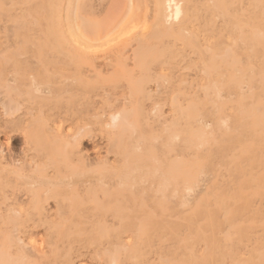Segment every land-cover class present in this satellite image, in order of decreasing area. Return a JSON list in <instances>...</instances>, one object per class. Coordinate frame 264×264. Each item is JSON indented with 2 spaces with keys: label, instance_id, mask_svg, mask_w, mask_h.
Masks as SVG:
<instances>
[{
  "label": "rangeland",
  "instance_id": "1",
  "mask_svg": "<svg viewBox=\"0 0 264 264\" xmlns=\"http://www.w3.org/2000/svg\"><path fill=\"white\" fill-rule=\"evenodd\" d=\"M215 1L187 0L194 16L186 38L158 34L156 0H118V10L115 0H0V252L14 260L20 255L24 264H161L160 256L171 250L185 254L186 235L212 237L217 231L226 264L262 261L264 0H223L228 15L215 10ZM114 5L118 16L108 18ZM89 22L99 24L97 33L85 32L82 26ZM76 30L88 33L86 47ZM254 32L262 41L252 39ZM124 112L130 117L126 131L108 127L112 116ZM201 127L205 143L194 135ZM149 154L158 163L147 164L159 171L142 182L146 172L132 170ZM196 162L194 192L173 180L160 188L173 165ZM129 174L131 187L123 186ZM99 177L106 179L109 197L97 184ZM37 194L47 200L39 208ZM121 220L153 224L156 232L142 257H125L136 234H120ZM97 223L106 225L100 234ZM204 244L196 241L198 257L207 252Z\"/></svg>",
  "mask_w": 264,
  "mask_h": 264
},
{
  "label": "bare ground",
  "instance_id": "2",
  "mask_svg": "<svg viewBox=\"0 0 264 264\" xmlns=\"http://www.w3.org/2000/svg\"><path fill=\"white\" fill-rule=\"evenodd\" d=\"M15 1V0H14ZM116 1H117V3H116ZM121 2L120 3H122V0H120ZM129 1V0H128ZM67 2V1H66ZM70 2V4H71V1H69ZM226 1H223V0H217V1H215L214 2V8H215V10L217 9V10H221V11H223V13L225 14V15H228V11H227V8H226V3H225ZM114 3V2H113ZM115 3H116V5H114V7H112V8H115V12H113V13H111V15L108 17V18H112V15H114V13H115V15H116V17L118 16L116 13H117V11H116V7H117V10H118V7H120V4L118 3V0H115ZM129 3V2H128ZM187 0H156V2H155V13H154V21H155V26H156V29L158 30V34H161V35H163V36H174V37H181V36H183V37H186V38H188L187 36H188V25L191 23V21H192V18H193V16H194V14H193V12L188 8V6H187ZM77 4V3H76ZM122 5V4H121ZM42 6V5H41ZM67 5H65V9L67 8L66 7ZM75 6V5H74ZM77 6V5H76ZM116 6V7H115ZM123 6V5H122ZM121 6V7H122ZM128 6V5H127ZM131 6V5H130ZM69 7H71V6H69ZM75 8V7H74ZM72 9L71 8V10H75V9ZM111 8V7H110ZM213 8V9H214ZM122 9V8H121ZM120 9V10H121ZM136 9V8H135ZM109 10H111V9H109ZM113 10V9H112ZM119 10V11H120ZM127 10V9H126ZM128 10H129V7H128ZM130 10H132V9H130ZM137 10V9H136ZM133 11V10H132ZM23 12V11H22ZM71 12H73V11H71ZM110 12V11H109ZM18 13H19V11H18ZM21 13V12H20ZM24 13V12H23ZM49 13V12H48ZM73 13H75V11L73 12ZM135 13H136V11H135ZM134 12H132V14H131V16H130V23H135L134 21L136 20V17H137V15L135 14ZM67 14H69V11H68V13ZM128 14H130V13H128L127 12V15ZM37 15V14H36ZM126 15V16H127ZM13 16V15H12ZM68 16H73V15H68ZM126 16H124V17H126ZM49 17V16H48ZM114 17V16H113ZM12 18V17H11ZM17 18V17H16ZM66 18V21H67V17H65ZM75 18V17H74ZM74 18H72V21H73V19ZM108 18H106L105 20L107 21L108 20ZM128 18H129V15H128ZM68 19H69V17H68ZM84 19V18H83ZM150 19V18H149ZM69 20H71V19H69ZM80 20H81V18H80ZM111 20V19H110ZM113 20V19H112ZM114 20H116V18H114ZM142 20H144V19H142ZM222 20V19H221ZM65 21V22H66ZM84 21V20H83ZM87 21H89V20H87ZM104 21V20H103ZM70 22V21H69ZM73 22H75V21H73ZM144 22V21H143ZM196 22V21H195ZM67 23V22H66ZM111 22H109V25H111L110 24ZM74 24V23H73ZM73 24L71 25V26H73ZM85 24H87V22H84L83 23V25H85ZM101 24V23H100ZM102 24H103V22H102ZM107 24V23H106ZM35 25V24H34ZM66 25H69L68 23L66 24ZM94 23L92 24V23H88V26L91 28V29H93V27H94V31H96L97 29L99 30V24L98 25H94ZM104 25H105V23H104ZM108 25V24H107ZM71 26H68V27H71ZM75 26V25H74ZM88 26L86 25V27L85 26H82L83 28H85V32H89V31H92L93 32V34H95V33H97V31L96 32H94L93 30H89L90 28H88ZM92 26V27H91ZM95 26H98L97 28H95ZM106 26V25H105ZM122 26V25H121ZM129 26V25H128ZM134 26V25H133ZM138 26V25H137ZM246 26V25H245ZM100 27L102 28L103 26L102 25H100ZM118 27V26H117ZM130 28H128V30H127V33H128V31L131 29V31H132V27L131 26H129ZM135 27H136V24H135ZM134 27V28H135ZM72 28V27H71ZM71 28H69V30L71 29ZM106 28V27H105ZM121 28V27H120ZM133 28V29H134ZM75 29V28H74ZM103 29V28H102ZM115 29H117V28H113L112 29V32L115 30ZM155 29V28H154ZM153 30V29H152ZM74 31V30H73ZM80 31H81V29H80ZM21 32V31H20ZM85 32H78L77 30H76V32L74 33L75 34V37L78 39V42H80V44L81 45H83V46H87L86 44L89 42V38H88V33L86 34ZM91 33V32H90ZM111 33V31L110 32H108L107 33V31H106V34H110ZM72 34H73V32H72ZM92 34V35H93ZM103 34V33H102ZM125 34V33H124ZM129 34V33H128ZM155 34V33H154ZM49 35V34H48ZM97 35V34H96ZM137 35V34H136ZM50 36V35H49ZM94 36V35H93ZM150 36V35H149ZM158 36L159 35H156L155 36V38L157 37L158 38ZM252 36H253V38L252 39H254V40H256V41H258V42H260V40L261 39H263L262 38V34L260 33H258V32H254L253 34H252ZM44 37V36H43ZM89 37H90V35H89ZM160 37V36H159ZM74 38V37H73ZM120 38V37H119ZM122 38V37H121ZM147 38V37H146ZM185 38V39H186ZM54 39V38H53ZM97 39V38H96ZM244 39V38H243ZM105 40H107V39H105ZM115 40V39H114ZM264 40V39H263ZM69 41V40H68ZM71 41V40H70ZM104 41V40H103ZM110 41V40H109ZM186 41V40H185ZM246 41V40H245ZM262 41V40H261ZM76 42V41H75ZM108 42V41H107ZM110 42H112L113 43V41H110ZM178 42V41H177ZM77 43V42H76ZM100 43V42H99ZM244 43H246V42H244ZM50 44V43H49ZM54 44H55V42H54ZM106 44V43H105ZM30 45V44H29ZM51 45V44H50ZM93 45V44H92ZM140 45V44H139ZM12 46V45H11ZM77 46V45H76ZM94 47H96V46H94ZM108 47V46H107ZM141 47V46H140ZM143 47V46H142ZM145 47V46H144ZM147 47V46H146ZM78 48H80V47H78ZM138 48V47H137ZM40 49V48H39ZM58 49V48H57ZM81 49V48H80ZM79 49V50H80ZM96 49V48H95ZM100 49H101V47H100ZM141 50H144V48L142 49V48H140ZM139 48H138V50H140ZM146 49V48H145ZM155 49V48H154ZM193 49V48H192ZM76 50H78V49H76ZM84 50V49H83ZM86 50H88V49H86ZM137 50V51H138ZM140 50V51H141ZM167 50V49H166ZM8 51V50H7ZM91 51H94V50H92L91 49ZM82 52V51H81ZM86 52V51H85ZM84 52V53H85ZM147 51H145L144 52V54H146V56L148 55L147 53H146ZM149 52H150V50H149ZM156 52V51H155ZM19 53V52H18ZM86 53H88V52H86ZM90 53V52H89ZM100 53V52H99ZM103 53V52H102ZM126 53V52H125ZM138 53V52H137ZM136 53V54H137ZM140 54H141V52H139ZM154 53V52H153ZM205 53V52H204ZM226 53V52H225ZM1 54V53H0ZM51 54V53H50ZM82 54V53H81ZM140 54H139V57H140ZM86 55V54H85ZM88 55V54H87ZM110 55V54H109ZM135 55V54H134ZM150 55V54H149ZM210 55V54H209ZM208 55V56H209ZM145 56V55H144ZM144 56H142V58L144 57ZM196 56V55H195ZM63 57V56H62ZM89 57V56H88ZM135 57V56H134ZM138 56H136V58H137ZM226 57V56H225ZM111 58V57H110ZM114 58V57H113ZM141 58V59H142ZM156 58H158V57H156ZM229 57H227V59H228ZM107 59V58H106ZM141 59H137V60H140V62H141ZM162 59V58H161ZM47 60V59H46ZM123 60H125V59H123ZM57 61V60H56ZM135 61L136 60H134V63H135ZM10 62V61H9ZM129 62V61H128ZM136 62H138V61H136ZM133 63V64H134ZM264 63V62H263ZM106 64V63H105ZM5 65V64H4ZM51 65V64H50ZM55 65H57V64H55ZM54 65V66H55ZM104 65V64H103ZM135 65H137V64H135ZM124 66H126V65H124ZM229 66H231V65H229ZM133 67V66H132ZM74 68V67H73ZM102 68V67H101ZM115 68V67H114ZM197 68H199V67H197ZM91 69V68H90ZM107 69V68H106ZM113 69V68H112ZM86 70V69H85ZM125 70H126V67H125ZM234 70H236V69H234ZM95 71V70H94ZM197 71V70H196ZM16 72V71H15ZM92 72V71H91ZM144 72V71H143ZM234 72V71H233ZM240 72V71H239ZM145 73V72H144ZM12 75V74H11ZM47 75V74H46ZM113 76V75H112ZM206 76V75H205ZM239 76V75H238ZM49 77V76H48ZM92 77V76H91ZM209 77V76H208ZM153 78V77H152ZM238 78V77H237ZM243 78H244V74H243V72H242V74L239 76V78H238V82H239V89L242 91V90H244L245 89V86H244V83L242 82L243 81ZM56 79V78H55ZM154 79V78H153ZM221 79V78H220ZM223 79V78H222ZM224 80V79H223ZM152 81V80H151ZM236 80H234V82H235ZM1 82V81H0ZM140 82H142V80L140 81ZM160 82V81H159ZM6 83V82H5ZM148 84H150L149 82H148ZM152 84V83H151ZM231 85V84H230ZM7 87V86H6ZM159 87V86H158ZM214 87H216V85H214ZM213 87V88H214ZM9 88V87H8ZM141 87L138 85V89H139V91L138 92H141L142 91V89H140ZM136 90V89H135ZM202 90V89H201ZM222 90V89H221ZM2 91V90H1ZM123 91V90H122ZM157 91V90H156ZM214 91V90H213ZM4 92V91H3ZM7 92H9V91H7ZM2 93V92H1ZM26 93V92H25ZM148 93V92H147ZM152 93H154V92H152ZM210 93V92H209ZM213 93V92H212ZM215 93H216V98L218 99H221V91H220V89H218L217 87L215 88ZM168 94V93H167ZM3 94H1L0 96H2ZM39 95V94H38ZM155 96V95H154ZM3 97H5V96H3ZM67 97H69V96H67ZM109 97H110V95H109ZM2 97H0V99H1ZM66 98V97H65ZM78 99H80V97H78ZM82 99V98H81ZM94 99V98H93ZM216 99V100H217ZM218 99V100H219ZM4 100V99H3ZM1 101V100H0ZM6 101V100H5ZM25 101V100H24ZM62 101H64V100H62ZM127 101V100H126ZM215 101V100H214ZM10 102H11V100H10ZM26 103H27V101H25ZM107 102V101H106ZM105 102V103H106ZM14 103V102H13ZM264 103V102H263ZM9 105V104H8ZM87 106H88V104H87ZM260 106V105H259ZM263 106V105H262ZM5 107H7L6 105H5ZM9 107V106H8ZM10 107H11V105H10ZM9 107V108H10ZM128 107V106H127ZM171 107V106H170ZM111 108V107H110ZM179 108V107H178ZM239 108V107H238ZM259 108V107H258ZM191 109V108H190ZM194 109V108H193ZM192 109V110H193ZM261 109V108H260ZM13 110V109H12ZM254 110H256V108L254 109ZM187 111V110H186ZM191 111V110H190ZM190 111H189V113H190ZM4 112H6V109L4 110ZM256 112V111H255ZM18 113V112H17ZM77 113V112H76ZM80 113V112H79ZM125 113H127V112H124L123 114L122 113H120V114H116V115H114V116H112L111 117V121H110V123L108 124V127H110L111 129H122V130H125V129H128V123H127V120L130 118H128L127 117V114H125ZM81 114V113H80ZM132 114V113H131ZM130 114V115H131ZM177 114V113H176ZM195 114V113H194ZM197 114V113H196ZM57 115V114H56ZM129 115V116H130ZM133 115V114H132ZM131 115V116H132ZM192 115H193V113H192ZM245 115V114H244ZM62 116V115H61ZM161 116V115H160ZM165 116V115H164ZM182 116V115H181ZM253 116V115H252ZM255 116V115H254ZM258 116V115H257ZM24 117V116H23ZM258 118H260V117H258ZM104 119V118H103ZM186 119V118H185ZM253 120V119H252ZM259 120V119H258ZM263 120V119H262ZM176 121V120H175ZM188 121V120H187ZM254 121V120H253ZM95 122V121H94ZM7 123V122H6ZM10 123V122H9ZM15 123H16V121H15ZM264 123V122H263ZM262 123V124H263ZM13 124H14V122H13ZM204 124V123H203ZM225 125L227 124V122L226 123H224ZM91 125V124H90ZM131 125H132V123H131ZM250 125V124H249ZM256 125V124H255ZM261 125V124H260ZM146 126V125H145ZM253 126H254V124H253ZM262 126V125H261ZM3 127V126H2ZM100 127V126H99ZM107 127V128H108ZM47 128V127H46ZM172 128V127H171ZM256 128V127H255ZM263 128V127H262ZM173 129V128H172ZM260 129V128H259ZM95 130V129H94ZM103 130V129H102ZM126 131V130H125ZM195 132H194V135H195V137L196 138H199L200 139V141H201V143H205V141H204V138H205V136H207L206 135V130H205V127H201V128H197L196 130H194ZM92 132V131H91ZM116 132V131H115ZM55 133V132H54ZM80 133V132H79ZM97 133V132H96ZM101 133V132H100ZM111 133H112V131H111ZM129 133V132H128ZM9 134V133H8ZM92 135H93V133H92ZM95 135V134H94ZM19 137V136H18ZM34 137V136H33ZM23 138V137H22ZM52 138V137H51ZM131 138V137H130ZM259 138V137H258ZM105 139V138H104ZM70 140V139H69ZM68 141V140H67ZM140 141H143V139L142 140H140ZM62 142V141H61ZM73 142V141H72ZM117 142V141H116ZM27 144V143H26ZM109 144V143H108ZM32 145V144H31ZM159 148V147H158ZM120 149V148H119ZM245 149V148H244ZM248 149V148H247ZM117 152H118V150H117ZM137 152V151H136ZM110 153V152H109ZM184 153H186V152H184ZM198 153V152H197ZM200 153V152H199ZM1 154V153H0ZM137 154V153H136ZM45 155V154H44ZM110 155V154H109ZM108 155V156H109ZM43 156V155H42ZM58 156H60V155H58ZM236 156V155H235ZM162 157V156H161ZM33 158H35V157H33ZM126 158V157H125ZM143 157L142 156H140V159H139V161L142 163L141 165H137L135 168H134V170H132V172L133 173H136V174H139L140 172H142V170H144L146 173H145V175L144 176H142L140 179H141V181L143 182V181H147V179H149V177H151V178H155V176H156V174L154 173V171H159V169L158 168H153V167H151V165H149V164H147V162L148 161H155L156 163H158L157 162V159L153 156V155H151V154H149L147 157H146V160H144V159H142ZM170 158V157H169ZM77 159V158H76ZM172 159V158H171ZM31 160V159H30ZM124 160V159H123ZM142 160V161H141ZM196 160V159H195ZM23 161H24V159H23ZM180 161V160H179ZM191 161H193V160H191ZM197 161V160H196ZM225 161V160H224ZM100 162V161H99ZM143 162H145V163H143ZM170 162V161H169ZM168 162V163H169ZM23 164V163H22ZM32 164H34V163H32ZM109 164V163H108ZM10 165V164H9ZM19 165V164H18ZM26 165V164H25ZM34 165H36V164H34ZM111 165V164H110ZM154 165V164H153ZM167 165V164H166ZM198 163L196 162V163H192L191 165H188L186 168L185 167H182V166H174L173 165V167H169L170 168V170L168 171V172H166L165 174H164V176H163V182L161 183V185H160V188L163 190V188L164 189H166V187L169 185V183L173 180V181H177V182H180L181 183V185L182 186H184V187H186V189L190 192V193H192V192H194V190H195V187L197 186V183H198V180H199V173H200V171H199V167H198ZM24 166V165H23ZM200 166V165H199ZM34 167V166H33ZM87 167V166H86ZM105 167V166H104ZM112 167V166H111ZM24 169V168H23ZM101 169H103V168H101ZM31 170V169H30ZM53 170V169H52ZM20 172L22 171V169L20 168V170H19ZM48 171V170H47ZM99 171V170H98ZM24 172V171H23ZM158 173V172H157ZM56 174V173H55ZM20 176V175H19ZM57 176V175H56ZM237 176V175H236ZM46 177V176H45ZM100 178V177H99ZM102 178V177H101ZM99 179V181H97V184L98 185H100L101 186V188L102 189H104V194L105 195H107L108 196V194L109 193H107V192H109L108 190H109V188H108V190L106 189L105 190V186L107 185V183H106V179L105 178H102V179ZM130 178H132V174H129V175H126V177H125V179H124V181H123V186H127L128 185V187H131L130 186V184H128V181L130 180ZM58 179V178H57ZM255 179V178H254ZM8 180V179H7ZM12 182H14V181H12ZM176 182V183H177ZM54 183V182H53ZM50 184V183H49ZM117 184V183H116ZM178 184V183H177ZM228 184V183H227ZM51 185V184H50ZM89 185H90V183H89ZM89 185L87 186V187H89ZM112 185V184H111ZM42 186V185H41ZM95 186V188H96V186L97 185H94ZM93 186V187H94ZM86 187V188H87ZM93 187H91L90 188V190L89 191H93V190H91V189H93ZM109 187V186H108ZM113 187V186H112ZM4 188V187H3ZM75 188H77V187H75ZM18 189V188H17ZM56 189V188H55ZM54 189V190H55ZM83 189V188H82ZM51 190V189H50ZM54 190H52L53 192H54ZM65 190V189H64ZM68 190V189H67ZM81 190V189H80ZM227 190H228V188H227ZM2 191V190H1ZM32 191V190H31ZM48 191V190H47ZM74 191V190H73ZM76 191V190H75ZM74 191V192H75ZM120 191V190H119ZM263 191V190H262ZM13 192V191H12ZM56 192V191H55ZM65 192H66V190H65ZM83 192V191H82ZM20 193V192H19ZM40 193V192H39ZM38 193V194H39ZM48 193V192H47ZM93 193H94V191H93ZM253 193V192H252ZM38 194L36 195V203H35V205H36V207H40V206H42V203L43 202H45V201H47V200H42V198L41 197H39L38 196ZM51 194V193H50ZM55 194L56 193H54V197H56L55 196ZM57 194H60L59 192H57ZM56 194V195H57ZM66 194V193H65ZM113 194V193H112ZM22 195V194H21ZM41 195V194H40ZM29 196V195H28ZM44 196V195H43ZM49 196H51V195H49ZM53 196V195H52ZM96 196V198L98 199V201H99V199H100V196L99 197H97L98 195H95ZM181 196V195H180ZM212 196V195H211ZM48 197V196H47ZM93 197V196H92ZM109 197V196H108ZM214 197V196H213ZM50 198V197H49ZM226 198V197H225ZM57 199V198H56ZM86 199H87V197H86ZM109 199V198H108ZM235 199V198H234ZM54 200V199H53ZM52 200V201H53ZM211 200V199H210ZM55 201V200H54ZM57 201V200H56ZM58 202H60V200L58 201ZM116 202V201H115ZM224 202V201H223ZM238 202V201H237ZM61 203V202H60ZM6 204V203H5ZM20 204V203H19ZM214 204V203H213ZM232 204V203H231ZM33 205H34V203H33ZM58 206H61V205H59V203L57 204ZM63 205V204H62ZM144 205V204H143ZM184 205L186 206L187 205V203L185 202L184 203ZM234 205V204H233ZM64 206V205H63ZM145 206V205H144ZM142 207V206H141ZM213 207V206H212ZM224 207V206H223ZM8 208V207H7ZM64 208V207H63ZM62 208V209H63ZM91 208V207H90ZM158 208V207H157ZM160 208V207H159ZM61 210V209H60ZM159 211L161 210V209H158ZM162 210L164 211V212H166V210H167V207H165V205L163 204L162 205ZM103 211V210H102ZM223 213V212H222ZM121 214V213H120ZM162 214V213H161ZM182 214V213H181ZM18 215V214H17ZM181 216V215H180ZM226 216H227V219L228 220H232L233 219V214L231 215V213L230 212H226ZM68 217V216H67ZM184 217V216H183ZM17 219V218H16ZM167 219V218H166ZM183 219V218H182ZM47 220V219H46ZM155 220V219H154ZM133 221H135V220H133ZM156 221V220H155ZM12 222V221H11ZM65 222V221H64ZM87 222V221H86ZM94 222V221H93ZM14 223V222H13ZM160 223H161V221H160ZM176 223V222H175ZM189 225L190 226H192V224H193V219H191L190 221H189ZM15 224V223H14ZM30 224V223H29ZM32 224V223H31ZM34 224H36V223H34ZM46 224H48V222L46 223ZM66 224V223H65ZM98 224V223H97ZM111 224H113V223H111ZM63 225V224H62ZM150 225V223L147 221V220H145L144 222H139V223H131V222H127V221H123V220H121V225H120V227H119V233L120 234H123V233H127V232H134L135 234H136V236H135V243H134V245H133V247H130L128 250V252L126 253V255H125V257L126 258H129V259H133V258H140V256L142 257L143 256V254H142V250H143V248L146 246V243L149 241V240H151L152 239V237H153V235H154V233L156 232V231H154V230H152L151 229V226L153 225L152 223H151V225ZM237 225V224H236ZM235 225V226H236ZM46 226V225H45ZM60 226V225H59ZM96 226V225H95ZM164 226H165V224H164ZM18 227V226H17ZM98 228H96V232H98L99 234L101 233V232H103L104 231V227L106 228V225L104 226V224H102V223H100V224H98V226H97ZM242 227V226H241ZM262 227V226H261ZM23 228V227H22ZM45 228V227H44ZM150 228V229H149ZM244 228V227H243ZM260 228V227H259ZM15 229V228H14ZM187 229V228H186ZM238 229V228H237ZM78 230V229H77ZM92 230V229H91ZM30 232V231H29ZM54 232V231H53ZM232 232V231H231ZM27 233V232H26ZM26 233H24V234H26ZM76 233H79L78 231L76 232ZM133 233V234H134ZM240 233V232H239ZM56 234V233H55ZM128 234V233H127ZM126 234V235H127ZM59 235V234H58ZM57 235V236H58ZM94 235V234H93ZM125 235V234H124ZM130 235V234H129ZM172 235H173V233H172ZM213 235L214 236H212V237H209L206 233H204V232H199V233H197V234H195V233H190L189 235H186V238L182 241V242H185V241H188L189 243H190V245L189 246H187V247H185L184 246V248L183 249H185V254H183L182 255V253H180L179 251H172L171 250V252L170 253H167L164 257H161L160 256V260H161V264H215V263H217V262H219V264H226V262L224 261V259H225V257H224V249L226 248L225 246L223 247V244L221 243L222 242V240L219 238V236H221L220 235V233L218 232V234H217V231L215 232H213ZM32 236V235H31ZM55 237H56V235H55ZM99 237V236H98ZM223 237V236H222ZM227 237V239L229 240L230 238H231V235L228 237V236H226ZM33 238V237H32ZM48 238V237H47ZM46 238V239H47ZM59 238V237H58ZM79 238V237H78ZM103 238H104V234H103ZM105 238H106V236H105ZM134 238V237H133ZM163 238V237H162ZM161 238V239H162ZM167 238V237H166ZM34 239V238H33ZM91 239V238H90ZM127 239V238H126ZM160 239V242L162 241ZM223 239V238H222ZM108 240V239H107ZM174 240H175V238H174ZM203 241L205 244V246L207 247V249H205L207 252H206V254L204 255L203 254V256H201V257H198L197 255H196V241ZM155 242V241H154ZM9 243V242H8ZM52 243V242H51ZM172 243H173V241H172ZM201 243V242H200ZM237 243H238V241H237ZM53 244H54V242H53ZM101 244V243H100ZM156 244V243H155ZM198 245H199V243H197ZM1 245V244H0ZM48 245V244H47ZM96 245H98V244H96ZM183 245V244H182ZM197 245V246H198ZM203 245V244H202ZM237 246H238V244H237ZM77 247V246H76ZM87 247V246H86ZM85 247V248H86ZM25 248V247H24ZM47 248V247H46ZM56 248V247H55ZM8 249V248H7ZM52 249V248H51ZM50 249V250H51ZM110 249V248H109ZM108 249V250H109ZM150 249V248H149ZM182 249V250H183ZM229 249V248H228ZM5 250V249H4ZM25 250V249H24ZM53 250V249H52ZM87 250H88V248H87ZM157 250V249H156ZM27 251H29V250H27ZM83 251H85V250H83ZM245 251V250H244ZM158 252V251H157ZM78 253V252H77ZM240 253V252H239ZM88 253H86V255H87ZM106 254V253H105ZM255 254V253H254ZM109 255V254H108ZM120 255V254H119ZM257 255V254H256ZM25 256H26V253H25ZM84 256V255H83ZM154 256V255H153ZM186 256H188V257H186ZM259 256V255H258ZM13 257V256H12ZM31 257V256H30ZM14 258V257H13ZM13 258H11L10 257V255H9V253H8V251L6 252V250L5 251H1L0 252V264H20V263H23L24 264V262H23V260H24V258L22 257L21 259H22V261L20 262L19 260H20V255H19V259H13ZM111 258V257H110ZM121 258V257H120ZM25 259H26V257H25ZM40 259V258H39ZM62 259V258H61ZM83 259V258H82ZM85 259V258H84ZM94 259H95V257H94ZM20 262H18V261ZM105 260V259H104ZM59 261V260H58ZM78 261V260H77ZM83 261V260H82ZM90 261V260H89ZM95 261V260H94ZM97 261V260H96ZM99 261V260H98ZM97 261V262H98ZM124 262H125V260H123ZM128 261V260H127ZM130 261V260H129ZM45 262V261H44ZM100 262V261H99ZM117 262V261H116ZM258 262V261H257ZM263 262H264V257L262 258V261H259V263L258 264H263ZM59 263V262H58ZM111 263V262H110ZM157 264V263H156ZM236 264H252V262H250L249 260H243V261H240V262H237Z\"/></svg>",
  "mask_w": 264,
  "mask_h": 264
}]
</instances>
